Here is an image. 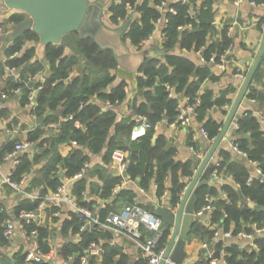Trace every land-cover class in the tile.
<instances>
[{"label":"trees","instance_id":"16d2710c","mask_svg":"<svg viewBox=\"0 0 264 264\" xmlns=\"http://www.w3.org/2000/svg\"><path fill=\"white\" fill-rule=\"evenodd\" d=\"M191 1L195 2V14L190 12L191 2L185 4L182 0H153V4L150 0H142L141 4L137 0H122L120 3L113 1L108 6L109 18L113 24L119 26L130 20L127 30L122 34V41L137 47H141L151 35L158 31V22L161 19L168 20V23L162 29L160 28L165 34V38L161 36L157 41L160 49L157 48V43L152 45L150 47L152 54L144 57L138 70L137 87L142 101L138 104L137 99H134L131 106L133 116L119 121L115 108L127 99L128 93L125 89L128 82L115 83L116 77L113 71L118 66V58L112 49L100 48L92 37H80L78 33L72 35L76 39L78 50H71L70 55H65L67 48L65 46L48 45L44 50L49 65L48 75L45 82H39L35 81V76L45 72L47 66L44 60L35 59L36 47L25 48L27 41L39 43V36L32 30H27L7 45L4 51L6 59L0 61V74L7 76L9 87L12 90L19 88L24 102L29 100L33 90H37V107L35 108L37 115L44 114L47 108L56 110L62 102L64 109L61 117H48L37 129L31 131L28 137L30 142H37L38 148L42 151L41 156L37 155L34 158L35 162L40 157H48L52 154V158L41 172L42 179L30 181L31 185L44 183L43 189L38 193L39 198L24 196L9 209L0 202V264H36L26 262L25 246H20L16 251L8 250L11 240L3 235L5 221L18 220L20 214L25 211H36L49 189L53 192L58 189L62 183L57 175L53 174L58 163L63 164L69 178L81 172L90 159L87 151L85 152L86 148L89 153L103 154L102 162L106 170L116 149L127 152L129 155L126 167L127 177L146 191H149L154 183L157 187V196L161 197L166 193L167 200L164 203L172 208H176L181 202V193L188 182L187 176L194 175L193 169L199 161L194 156L184 163L175 161L174 155L177 149L168 143L164 135L157 134L154 129H148L144 135L135 140H132L129 135L139 124L138 116H145L151 124H156L163 119L173 121L179 114L183 97H191L194 100L197 96L200 97V103L195 108L197 113L195 121L202 125L211 138H217L221 131L223 121L217 119L215 111L220 110L226 115L227 112L223 110V107L232 103L230 96L234 88L228 86L221 89L219 93H215L212 89H205L201 93L200 91L206 80L219 81L220 77L214 74L209 59L213 56L218 61L220 55L234 43V38L229 34V28L226 26L220 31L217 39L210 41L211 33L215 29L213 22L217 13L216 0ZM161 5L164 11L158 8ZM129 6L134 7L135 10H131ZM171 8L175 9L176 13L170 12ZM25 19V14L15 12L8 20L0 24L3 28V33L0 34V48L4 41L2 36L6 37L10 34L4 30L6 24L17 25ZM199 50L205 59L204 62L196 60L194 53ZM164 51L168 52L164 55L160 53ZM15 53L19 54L15 55ZM83 60H86V63L82 64ZM5 66L19 70L18 79L15 80L12 74H8ZM78 66L81 67L80 73L71 78L70 71ZM91 73L102 74L104 79L99 84L93 85L89 76ZM258 84H262L263 90H258L256 86ZM170 88L172 96H170ZM2 92L6 93V90ZM246 96L264 104V55ZM92 97L96 100L91 102ZM106 102L110 107L103 110L101 104ZM70 116L73 118L70 119ZM50 121H58L60 128L48 137L43 136L44 127ZM237 122L239 129L234 131L233 135L236 136L240 149L247 153V160L256 163L257 168H260L264 175V131L261 121L248 110L247 115L239 117ZM124 134H127L128 138L124 139ZM195 134V129L190 127L187 143L196 149L203 150L195 142ZM247 134L249 137L245 138ZM73 140L77 142L78 149L69 157L62 158L57 152V147ZM14 146L15 143H9L2 148L0 161L13 151ZM220 153L224 155L225 160L215 166L225 175L233 177L239 186L225 183L219 189L218 185L211 182L205 187H200L195 193L198 200L195 209L201 208L205 193L215 194L218 198V209L213 211L211 222L222 221L224 230L232 231L233 235H237L240 230L255 234L251 227L253 223L264 227V181L262 177L254 176V179L249 182L248 178L252 174L247 164L239 159L235 162L229 161L230 155L227 151L221 150ZM31 170L32 162L28 155H22L12 174V179L19 183ZM120 182L121 178L107 174L103 178L101 188L97 190L102 199H113V204L109 207L102 208L94 201L85 200L82 193L87 190L88 181L84 176L74 180L72 195L82 206L90 208L100 222H103L110 213L117 212L114 206L121 200L135 201L137 193L132 189L122 188L117 194H113ZM6 187L13 192L9 185L6 184ZM91 190L96 189L93 186ZM221 190L228 194L227 198L221 195ZM249 202L263 209L256 210L249 205ZM161 203L162 200L151 206L140 205L155 212ZM221 208H224V212ZM74 218L75 230L78 231L80 222L77 214H74ZM54 220L57 218L54 217ZM21 226V229L28 232L37 229L41 248L46 252L51 250L53 234L48 226L38 224L37 221L27 223L24 220L21 221ZM232 226H234L233 230H231ZM140 231L142 235L146 234L142 226ZM111 233L113 232L101 228L99 224L93 225L82 233L80 242L62 245L61 252L64 257L75 254L73 264H81L84 250L91 242H96L104 248V253L99 256L98 262L96 257L92 256L87 264H130L124 255L115 261L113 256L117 255L119 250L108 244H102V241L110 238ZM191 235H198L200 239L208 236L210 241H213V234L208 231L204 223L198 220L192 224L189 236ZM169 236L170 230L165 226L160 242L161 247H166ZM256 237L255 243L259 248L250 252L238 245L225 247L213 242V256L219 257L220 251L224 250L227 253L228 264H264V238L258 235ZM141 264L145 263L141 262Z\"/></svg>","mask_w":264,"mask_h":264},{"label":"crops","instance_id":"0c3cea01","mask_svg":"<svg viewBox=\"0 0 264 264\" xmlns=\"http://www.w3.org/2000/svg\"><path fill=\"white\" fill-rule=\"evenodd\" d=\"M114 0H109V5ZM200 1V0H198ZM250 1H254L257 6H254L250 3ZM150 3L153 4V0H150ZM264 3V1H255V0H244L239 5L235 4V0H216V8L217 13L215 14L213 25L215 29H213V32L210 36V41H213L219 37L220 31L224 27H228L229 34L234 38L233 43V50H232V59L230 64L227 66L226 71L224 72H216V67L213 64H210L212 67L213 72L215 71V75L219 76L220 79L217 82H213L210 79L206 80L202 86H201V92H203L205 89H212L215 93H219L221 89L232 86L234 88V92L231 94L230 98L232 100V103L228 106L223 107V110H226V115H224L220 110H216V117L219 121H223L222 128L224 125V122L231 110V107L234 103V101L237 98V95L241 89V85L243 82L240 79H237L233 74L234 68H240L243 71L250 70L252 64L254 63L262 42L264 38V7L261 6V4ZM92 4L95 8H98L101 10V19L111 28L113 29H119L122 25H115L110 20L109 16V9L108 7L101 3L100 0H92ZM191 14H195V2L191 1V8H190ZM15 11L11 9H4L2 6H0V24L4 23L5 20H8ZM92 18H94V14L92 15ZM14 23L6 24V33L9 32V36L11 35L12 30L15 28ZM3 29V28H2ZM161 37L160 28H158V31L155 32L152 35V38L146 40L141 47H137L135 45H131L128 42H124L125 45L131 49V56L137 57V56H143L144 53L151 51L150 48L152 45L157 43V41ZM11 42V41H10ZM9 42V43H10ZM8 43V45H9ZM3 45V43H2ZM36 45L33 42L27 41L25 43V48H30L31 46ZM2 47V46H1ZM157 48L160 49V44L157 43ZM193 53V52H191ZM72 54V51L69 48L65 49V55ZM195 54L196 60L198 59V62L201 61V51H197ZM45 57V54L43 53L42 58H39L43 61V58ZM6 57L4 56V52L1 51L0 48V61H4ZM144 59V58H143ZM142 59V61H143ZM82 64L86 63V60H83L81 62ZM130 66H134L131 62L129 63ZM47 66V65H46ZM140 67V66H139ZM14 68V67H13ZM45 72L40 73L35 76V81L39 82H45L46 77L48 75V68ZM119 68V63L117 68L113 71V74L115 75V83H118L119 81H126L128 82V86L126 87V92L128 93L127 99L121 103L119 106L115 108L117 115H118V121L130 116H133L131 112V106L134 99H137V103H141L142 97L140 94H138V87H137V93L135 94V77L134 75H129V78L126 80H122L120 75L117 72V69ZM130 69V67H127ZM138 70L139 68L135 69L133 71L136 73V76L138 77ZM1 71V67H0ZM81 71V67H75L73 70L70 71L69 75L71 78L77 76ZM8 74H12L14 76L15 80L18 79V73L19 70L14 69L13 72H8ZM91 84L96 85L99 84L103 79L102 74L97 73H91L89 74ZM136 77V79H137ZM7 76H2L0 74V151L2 148L9 144V143H28V146L25 147V149L17 152L16 156H12L9 159H2L0 161L1 163V174H0V202L4 204V202L9 201V208H11L16 202L18 201V195L23 194L24 196L32 197L34 198L36 193L41 192L43 189V184H32L30 181H33L35 179H42V170L45 167L46 164H48L49 160L52 158V154H50L48 157H40L37 162L34 161V158L38 155L41 156L42 151L38 148L37 142L33 143L28 140L29 134L31 131L37 129L48 117H61L62 111L64 107H62L63 102L61 105H59L56 110H52L50 108H47L44 114L37 115L35 108L37 107L36 97H37V90H33L29 95L28 101H23V96L21 93V90L19 88L13 89L9 87L8 80L6 79ZM258 90H263L262 84L256 85ZM6 90V98L1 97V92ZM135 91V92H134ZM9 92V94H7ZM3 93V92H2ZM96 98L92 97L91 102L95 101ZM182 104V102H181ZM103 110L110 107L109 103L101 104ZM246 108V109H245ZM245 110L252 111V114L256 116L260 121L262 125V129L264 131V124H263V114H264V104H261L258 102H255L254 104H251L249 102V99L247 96H245L239 106V109L237 111V117L240 116ZM44 117V120L41 121L39 124L36 123V119L40 117ZM139 117V116H138ZM164 120V119H163ZM159 124L156 133L162 134L167 138V141L170 145H172L175 149H177L176 154L174 155V160L177 162L184 163L188 161L193 156V150L190 145H188V132L184 130L183 128H169L167 123L163 121ZM35 121V122H34ZM193 129H195L196 134L194 135L195 142L199 145V147L203 148L204 150V143L203 138L199 135V128L202 127L201 124H199L197 121L193 120ZM60 128V124L58 121H50L45 127V134L43 136H50L54 132H57ZM113 133V132H112ZM133 133L129 135L131 138ZM226 136L228 138H235L234 135L232 137V131L231 129L227 132ZM246 136V135H245ZM249 137V135L247 134ZM247 137V138H248ZM128 138L127 134H124V139ZM246 138V137H245ZM14 146V149H15ZM13 149V151H14ZM76 149H78V144L76 141H70L66 144L60 145L57 147V152L60 154L62 158L69 157ZM81 149V147H80ZM83 150V148L81 149ZM221 150L229 152L230 159L229 161L235 162L238 160L237 156L233 152V150L228 146V143L224 140L222 141L219 146L217 147L213 158L220 164L223 160H225L224 155L221 154ZM12 151V152H13ZM84 151V150H83ZM87 151L89 156V163H87L85 167V175L84 178H87L88 186L87 190L83 191V196L85 197V200L90 202L94 201L97 204H99L102 208L111 206L113 199H102L98 195V188H101V185L103 184V178L106 177L107 174H111L113 177H116L118 179L121 178V182L116 186L113 194H117L120 189L126 187L128 189L134 190L137 195L134 202L125 201L124 199L118 202L114 206V210L117 211L115 213H122L124 208L129 204H142L146 206L148 203L157 204L160 202V200H167L166 193L163 194L161 197L157 196L156 194V185L153 183L149 189V191H146V193H142L141 189L137 183L131 179V181L128 182L125 176H123V172H120L118 165L116 162L111 161L108 165L107 170L104 169L105 165L102 162L103 154H93L89 153L88 149H85V152ZM205 151V150H204ZM223 153V152H222ZM27 154L30 161L32 162V170L30 173L25 174L22 178V180L19 182L21 185V191L16 192L13 190L11 192L8 187H6V184L4 183V176L9 174L11 170L17 166L16 161L19 163V159L22 155ZM8 155V154H7ZM127 156L128 153H127ZM247 162H245L248 166V168L251 171V176L257 175V166L256 163L249 162L246 159ZM210 166V164L207 165V168ZM206 168V169H207ZM195 169V168H194ZM193 169V171H194ZM205 169L204 172L207 170ZM64 174L63 176L61 174ZM53 174H56L57 177L61 180V183L63 184L67 179L74 178L77 174L74 175V177H68L65 173V167H63V164L60 162L57 164V168L55 171H53ZM204 174V173H203ZM127 175V174H126ZM194 176V175H193ZM188 177V176H187ZM190 177V176H189ZM203 175L200 177L199 181L203 180ZM77 180V179H75ZM72 181L69 184V189L71 188L72 193V187H73ZM213 182L211 180V176L209 177V183ZM216 185H218L219 189H221V186L223 184H230L234 185L235 187H238V183H236L235 179L229 175H225V178L220 182H214ZM206 184V185H208ZM206 185H203L201 187H205ZM95 187L96 190H91L92 187ZM196 190H194V195L196 197ZM222 191V190H221ZM54 192L49 189L48 194L46 195L47 200V206L45 208V211L41 215L40 223L44 226H48L49 229L52 231V240L51 243L53 245V249L56 254V258L54 259V264H73L76 255L75 254H68L65 255L64 261L65 263H62L61 261H58L59 251H61L60 246H63L67 243H78L77 238V231L75 230V222H74V212L73 209H71L68 206H61L60 208H55L53 206L52 201V194ZM209 193H205L204 196V202H202L201 208H203L207 202H206V195ZM213 195L214 198V209L209 211L204 218H198L196 220L201 221L204 223L208 231L213 234V241H210V238L206 236L204 239H200L198 235H191L188 237L185 245V251H186V258L185 261L188 263H194V264H205V259L207 255V250L201 248V243L206 242L209 244V246L213 249V242L214 244H222L225 247H229L232 245H238L242 249L244 248L246 251L250 252L252 250H256L257 244L255 243L256 235L254 238H249L244 236V234H249L252 232H248L245 230H240L238 234H242L241 236L233 235L232 231H228L232 233L231 237H224L223 232L224 227L222 225V221L219 222H211L212 213L214 210H217V201L218 198L215 194ZM222 196L227 198L228 194L225 193V191H222ZM165 196V198H164ZM22 197V198H23ZM77 200V198L75 197ZM198 205V200L197 203ZM5 205V204H4ZM196 205V206H197ZM6 206V205H5ZM164 206H166V203H164ZM169 206V205H168ZM195 206V207H196ZM200 208V209H201ZM195 209V211L200 210ZM222 212H224V208H221ZM58 212L59 215L55 216L54 213ZM226 215V214H225ZM223 215V216H225ZM54 217L57 218V220H54ZM16 226L17 230V236L11 241V246L9 247V251H16L20 246H24V241L20 237V231H21V224L20 220H13L11 219ZM99 220V218H98ZM194 220V221H196ZM99 225L101 227V222L99 220ZM253 228V225L251 226ZM102 228V227H101ZM234 229V226H232L231 230ZM172 230V229H171ZM170 230V233H171ZM215 230H219V234L216 236L214 235ZM254 230V228H253ZM260 235H258L259 237ZM170 236L168 238L169 243ZM168 243L166 245V248L168 246ZM102 244H108L109 246L114 247L115 249H118L119 252L117 255L113 256V259L115 261H118L121 257V255H124L127 257V260H129L130 264H141V262L147 264V260L143 257L142 251L140 247L135 244V242L129 240L122 234L118 233H111L110 238L102 241ZM214 250V249H213ZM53 251V250H52ZM100 257H96V261ZM140 261V263H138ZM219 264V263H218Z\"/></svg>","mask_w":264,"mask_h":264},{"label":"built area","instance_id":"2783aa9c","mask_svg":"<svg viewBox=\"0 0 264 264\" xmlns=\"http://www.w3.org/2000/svg\"><path fill=\"white\" fill-rule=\"evenodd\" d=\"M116 2H121L122 0H114ZM244 0H235V4L239 5ZM138 3H142V0H137ZM183 3L189 4L191 0H182ZM112 3V2H111ZM250 3L254 6H257V4L254 1H250ZM261 6L264 7V3L261 4ZM131 10H135L134 7H130ZM160 10L164 11L163 6H158ZM170 12L176 13V10L171 8L169 9ZM168 23V20L166 18L161 19L158 22L159 28H163ZM3 33V29L0 26V34ZM161 36L165 38V34L161 32ZM152 38V35L149 37ZM232 50H233V44L230 45L219 57V60L216 61V59L211 56L209 61L216 67V72H224L226 71L227 66L230 64L232 59ZM19 53H15V55H18ZM201 56V61H205V59ZM15 68L10 66H5V70L8 72H13ZM215 73V71H214ZM233 74L237 79H240L242 82L246 79L248 71H243L240 68H234ZM41 89V88H38ZM171 89V88H170ZM126 90V89H125ZM170 91V96H172V89ZM248 91V90H247ZM247 94V92H246ZM1 97L6 98V94L1 92ZM249 102L251 104H254L256 99L254 98H248ZM200 103V97H194V100L191 99V97H183L182 104H180L179 108V114L177 118L173 121H167L164 119L168 125L169 128H183L188 132L189 128L193 126V120H195L197 113L195 111V108ZM239 109V108H238ZM246 109V108H245ZM238 111V110H237ZM247 111L245 110L240 116L237 117L235 115L234 119L231 122V125L227 132L231 129L232 131V137L234 136V131L239 129V124L237 122V119L239 117H243L247 115ZM237 114V113H236ZM70 119L73 118V116L69 117ZM264 119V114H263ZM139 124L134 127L132 131L131 139L135 140L138 137L145 134V132L148 129H154L157 131V128L159 124L162 121L157 122L156 124H151L148 122L147 118L145 116H139L138 117ZM222 130V128H221ZM199 135L201 138L206 139L207 142L210 144H213L216 140V137L211 138L208 135V132L203 128H199L198 130ZM221 132V131H220ZM226 132V134H227ZM223 137L222 141H226L228 143V146L233 150L236 156H241L245 159L248 158V155L246 152L240 149L238 142L236 141V138H228L227 136ZM28 146V143H19L16 144L15 149L13 152L9 153L5 156L4 159H9L12 156H16L17 152L25 149V147ZM193 156L199 161L198 165L194 169V174L196 173L198 167L200 166L201 162L204 160L205 156L207 155V150L205 151L196 149L193 146ZM127 152L116 149L112 154V161L116 162L118 165V168L120 172H126L127 167ZM251 162V161H249ZM253 163V162H252ZM16 164H18V161H16ZM210 166H212V172L210 174L211 180L213 182H220L225 178V174L218 170V168L215 166L218 164V162L212 157L210 162ZM1 163H0V174H1ZM16 169V166L7 174L4 176V183L9 185L14 191L19 192L21 191V185L18 182H15L12 179V174L14 170ZM85 175V168L81 170L74 178L67 179L63 184H61L58 189L52 194V203L55 208H60L61 206H68L71 209L74 210V212L78 216V220L80 222L79 230L77 231V242H80L82 240V233L88 230L93 225L100 224L97 215L94 214V212L85 206H82L72 195L71 188L69 189V184L74 181L75 179L81 178ZM262 177V181H264V175L262 174V170L260 168H257V175ZM193 176L187 177V185L183 189L181 193V199L183 197V194L185 193L187 186ZM126 179L131 181L129 177L126 176ZM254 179L253 176H250L248 178V181L251 182ZM141 192L144 194L146 191L144 189H141ZM38 193H36L34 198H39ZM165 198V196H164ZM43 200L40 202L38 209L36 211H28V212H22L20 214V217L18 220L20 221H26L27 223H30L31 221H37L38 224L40 223L41 215L45 211V208L47 206V200L46 198H42ZM164 201L162 199V203L159 206H164ZM206 202L207 204L201 208L200 210L194 211V219L200 218L203 214H207L209 211L214 209V198L213 195L207 194L206 195ZM180 204V203H179ZM179 204L176 208H172L168 205H166L169 208L170 213L175 214ZM55 216H58L59 213L55 212ZM21 224V222H20ZM143 227V229L146 231L145 235H142V232L140 231V227ZM165 224L161 217H159L155 212L144 208L140 204H129L127 205L122 213H110L103 222H101V227L103 229H107L112 231L113 233L122 234L129 240L135 242L137 244L143 254V257L147 260V264H159L162 260H165V264H194V263H188L187 261H183L182 263H175L173 260H171L170 256H168L166 259H164V255L166 252V247H161L160 242L162 239V236L164 234L165 230ZM22 227V226H21ZM167 227V226H166ZM254 232L256 235H260L264 238V227H259L256 223H253ZM219 230H215L214 235H218ZM224 237H231L232 233L228 231H224L223 233ZM254 233L244 234V236L249 238L255 237ZM3 235L8 240H13L17 236V230L15 223L12 220H6L5 221V228L3 231ZM242 234H238L237 236H241ZM20 237L24 241L25 246V260L26 262L30 263H36V264H54V259L56 258L55 251L53 249V245L51 250L49 252L44 251L40 244H39V232L37 229H32L31 231L24 230L23 228L20 231ZM201 248L207 250V255L205 259V264H228L227 262V253L224 250L220 251L219 257L215 258L213 256V249L209 246L208 243L203 242L201 243ZM258 250V246L256 247ZM53 250V251H52ZM104 253V248L102 246L97 245L96 242H91L88 248L84 250V256L81 258V264H87L88 259L92 256L99 257ZM59 261V259H58ZM65 263V261H63Z\"/></svg>","mask_w":264,"mask_h":264},{"label":"water","instance_id":"95a60500","mask_svg":"<svg viewBox=\"0 0 264 264\" xmlns=\"http://www.w3.org/2000/svg\"><path fill=\"white\" fill-rule=\"evenodd\" d=\"M100 2L107 7L109 6V0H100ZM0 6L4 9H11L16 13H23L26 15V19L15 26L10 36H2L4 38L1 47L2 52L5 51L11 40L17 38L27 30H32L40 38V42L33 45L36 47L35 59L42 58L45 47L51 44H59L73 51L78 50L76 39L72 36L75 33H78L80 37H92L100 48H109L113 50L118 58L119 68L117 69V72L122 80H127L129 75H134L136 85V92H134L135 94L137 93V76L133 71H135L136 68H139L142 59L146 55H144V57L131 56V49H129L122 41V34L127 30L130 20L125 22L119 29L109 27L103 19H101L102 12L93 6L92 0H0ZM93 14L94 18H92ZM167 52L168 51L160 53L164 55ZM263 55L264 38L260 51L252 64L246 79L241 85L237 98L234 101L224 122L223 128L215 142L210 144L206 139H203V143L206 145V150L208 151L207 155L189 182L176 213H170L167 206H158L155 209V213L162 218L164 224L169 230L172 229L164 259L170 256L171 260L175 263H182L186 258L185 245L191 233L192 224L195 222L193 214L197 200L193 192L195 189H199L201 186L209 183L212 166L207 168V165L213 157L217 147L222 142V139L229 129L243 98L246 96V92L253 80L259 64L261 63ZM43 60L44 63L49 66L45 57ZM130 62L134 66H130ZM127 67H130V69ZM43 120V116L37 118L36 123L39 124ZM262 122L264 124V119ZM245 137L247 138L248 136L246 135ZM238 159L247 162L246 159L241 156H239ZM205 169L207 170L206 172H204ZM61 175L63 176L64 174L62 173ZM202 175L204 178L202 181H199ZM123 176L126 177V172H123ZM22 197L23 194L18 195V198ZM4 204L9 209V201L4 202ZM147 205L151 206L150 203ZM249 205L256 210L263 209L253 202H249ZM204 217L205 214L201 216V218ZM62 247L63 246H60V249ZM58 259L63 263L64 256L61 251H59ZM159 264H165V260H162Z\"/></svg>","mask_w":264,"mask_h":264},{"label":"rangeland","instance_id":"374dc122","mask_svg":"<svg viewBox=\"0 0 264 264\" xmlns=\"http://www.w3.org/2000/svg\"><path fill=\"white\" fill-rule=\"evenodd\" d=\"M145 55H148V54H152V51H148L146 53H144Z\"/></svg>","mask_w":264,"mask_h":264}]
</instances>
